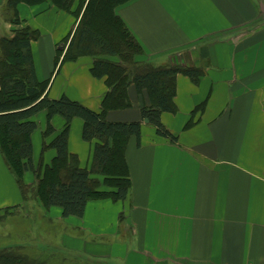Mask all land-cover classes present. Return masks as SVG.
<instances>
[{"label":"crops","instance_id":"0c3cea01","mask_svg":"<svg viewBox=\"0 0 264 264\" xmlns=\"http://www.w3.org/2000/svg\"><path fill=\"white\" fill-rule=\"evenodd\" d=\"M78 3L71 13L50 1L19 3L17 11L22 26L39 32L30 50L36 78L49 80L48 96L66 95L100 112L107 86L91 74V57L63 62L58 72L54 67L58 45L77 22L72 12ZM117 13L143 48L141 60L202 69L197 84L177 74L176 111L160 116L177 140L158 136L141 119L148 96L130 85L131 106L105 113L108 121L141 120L140 145L130 137L125 149L128 197L91 200L81 218H63L33 197L24 200L0 154V249L22 246L48 264L55 254L60 264L64 258L80 264H264V0H132ZM46 114L33 118L31 137L33 161L43 167L56 154L43 144L65 124L53 116L54 133L37 142ZM82 127L72 120L68 154L90 169L96 140H84ZM32 176L26 171L24 181L34 186ZM32 203L41 207L37 217L28 212ZM22 208L27 224L15 240L4 224Z\"/></svg>","mask_w":264,"mask_h":264},{"label":"trees","instance_id":"16d2710c","mask_svg":"<svg viewBox=\"0 0 264 264\" xmlns=\"http://www.w3.org/2000/svg\"><path fill=\"white\" fill-rule=\"evenodd\" d=\"M45 1L71 13L75 0H5V6L12 13L11 21L17 24L21 23L19 3L34 5ZM130 1L82 0L81 8L80 1L72 12L77 22L63 39L54 61L58 72L63 62L81 57L93 59L91 74L105 78L107 86L100 112L66 95L56 99L48 96L49 80L36 78L30 50V42L39 37L37 30L23 26L11 36L0 35V154L23 199L36 198L46 209L58 207L63 218L83 217L91 200L123 201L128 197L131 181L125 149L130 137L140 145L141 120L105 119L107 111L131 106L128 87L134 85L137 92L147 93L148 103L140 109L141 119H147L158 136L173 142L177 136L161 122L160 116L176 111V76L184 74L197 84L202 74L200 67L192 65L154 66L141 60L143 48L117 13L120 6ZM43 110L47 112L43 136L54 132L50 123L53 116L65 121L55 138L43 144V149L51 147L56 151L51 163L44 167L42 161L34 164L31 139L37 128L33 118ZM75 118L83 122L82 138L96 140L90 169L78 167L68 154V133ZM26 171L33 173L34 186L25 183ZM92 174L101 175L103 180L93 178ZM102 185L113 191L101 190ZM0 264L48 263L28 255L22 246H15L0 249Z\"/></svg>","mask_w":264,"mask_h":264},{"label":"rangeland","instance_id":"374dc122","mask_svg":"<svg viewBox=\"0 0 264 264\" xmlns=\"http://www.w3.org/2000/svg\"><path fill=\"white\" fill-rule=\"evenodd\" d=\"M80 1H81V3H80L81 6H79V7L81 8L82 7V0H79V2ZM11 17H12V13L5 6V0H1V3H0V35L11 36V35H13V31L15 29L18 30V29H20V28L23 27L22 26V22L21 23L19 22V23L15 24L14 22L11 21ZM62 47H63V45L60 44V45H58L57 48L61 49ZM143 121H144V119H143ZM38 125H39V132H37V138L39 137V139H37V142H38V140L40 142L41 141V134H42V138L43 139L45 137L47 138V136H43V132H44V130H46V122H45L44 129L43 130H41V128H40V127H43V124L41 125L39 123ZM35 166H37V165L35 164ZM33 179H35L34 178V175L32 176V182H34ZM53 208H58V207H53ZM27 209H29L28 212L31 211V213L34 215V217H37L40 214V211H41V207H40V205L38 203H32L31 206L27 207ZM58 209L61 212V209L60 208H58ZM28 212H26V209L24 210L22 208V210H19L18 211L19 216L18 217H14L13 219H11L13 221V223L10 224V222H12V221H9V218H7V220H6L5 224H4V226L7 225V226L13 228L12 229L14 231L13 232V238L15 240L18 238L17 235H20L21 233H23V231H24V225L26 226V224H27L26 221L25 222H22L21 221V217L20 216H22L23 214L28 213ZM4 215L6 216L5 213H4ZM2 243H3V240H0V244H2ZM8 244H10V243H8ZM55 255L58 258H53V259L50 258V261H52V264H60L59 263L60 262V260H59L60 255L59 254H55ZM67 263L73 264L74 261L72 260V258H64V264H67ZM74 264H80V263L79 262H77V263L75 262ZM81 264H84V263H81Z\"/></svg>","mask_w":264,"mask_h":264},{"label":"water","instance_id":"95a60500","mask_svg":"<svg viewBox=\"0 0 264 264\" xmlns=\"http://www.w3.org/2000/svg\"><path fill=\"white\" fill-rule=\"evenodd\" d=\"M144 122H145V123H147V122H148V120H147V119H144Z\"/></svg>","mask_w":264,"mask_h":264}]
</instances>
